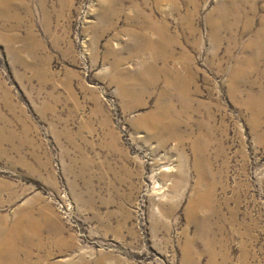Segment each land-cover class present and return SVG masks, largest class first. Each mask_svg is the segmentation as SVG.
Listing matches in <instances>:
<instances>
[{
    "label": "rangeland",
    "instance_id": "rangeland-1",
    "mask_svg": "<svg viewBox=\"0 0 264 264\" xmlns=\"http://www.w3.org/2000/svg\"><path fill=\"white\" fill-rule=\"evenodd\" d=\"M162 27L146 91L140 34ZM162 106L180 137L151 134ZM13 225L22 264H264V0H0Z\"/></svg>",
    "mask_w": 264,
    "mask_h": 264
},
{
    "label": "bare ground",
    "instance_id": "bare-ground-1",
    "mask_svg": "<svg viewBox=\"0 0 264 264\" xmlns=\"http://www.w3.org/2000/svg\"><path fill=\"white\" fill-rule=\"evenodd\" d=\"M148 31L151 32L148 36L143 33L140 34L143 35L140 36V41H141L140 49L142 51L149 52L152 59V61L148 65H145L143 68V73L146 75V77L143 80L144 87H146V91L148 89L155 88V86L157 85L160 72L159 69L155 68V64L159 61V59H163V61L167 63V58H169L163 53L168 43L167 38L165 36V33L168 34L167 29L165 27H162V29L160 30L157 28L155 29L149 28ZM149 53L147 54L149 55ZM164 73L166 76L165 79L167 80L166 84L168 88L171 87L176 91L177 97L179 98L180 101L182 102L189 101L190 99L188 97L189 95L188 93L190 86L188 82L182 79L181 77L178 83H172L170 79L167 77L168 70H165ZM182 108L183 110L180 112L181 115L185 114L189 109V107L187 108L186 106ZM172 119L173 117H172L171 109L166 108L165 106L160 107V109L156 112V114L148 118V120H150L148 128L150 132H153L151 134L153 135L154 133H162L167 136V139L180 137V135L176 133L177 132L176 130L179 127V125H181V123L179 121L174 120V123L171 124ZM4 229H8V230L2 231ZM21 230L22 229H20L18 225L16 226L13 225L11 229L7 227L0 228V264H22V262H19L21 258L17 259L16 256L17 249L18 252L20 253V248L18 247L16 248L17 245L16 242L19 239H25L26 247L30 246L29 245L30 243L28 239L29 234L25 231L22 232ZM26 256L27 257H25V261H27L28 258L31 257L30 252H28V255Z\"/></svg>",
    "mask_w": 264,
    "mask_h": 264
}]
</instances>
